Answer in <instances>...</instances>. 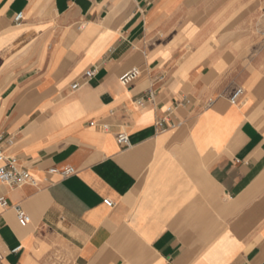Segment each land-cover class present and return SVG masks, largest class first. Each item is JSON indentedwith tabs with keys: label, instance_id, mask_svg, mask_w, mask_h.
Returning a JSON list of instances; mask_svg holds the SVG:
<instances>
[{
	"label": "crops",
	"instance_id": "0c3cea01",
	"mask_svg": "<svg viewBox=\"0 0 264 264\" xmlns=\"http://www.w3.org/2000/svg\"><path fill=\"white\" fill-rule=\"evenodd\" d=\"M263 13L264 0H0V153L32 177L0 182L4 263L264 264V59L241 81L237 60Z\"/></svg>",
	"mask_w": 264,
	"mask_h": 264
},
{
	"label": "built area",
	"instance_id": "2783aa9c",
	"mask_svg": "<svg viewBox=\"0 0 264 264\" xmlns=\"http://www.w3.org/2000/svg\"><path fill=\"white\" fill-rule=\"evenodd\" d=\"M23 15L19 14L15 18L16 23H20L22 21ZM95 75V70H91L86 72V78H92ZM140 77V70L138 68H134L123 75L120 76L119 81L121 85L124 87H130L138 78ZM76 85L73 86L76 89ZM244 95L243 89H238L234 95L231 97V104H237L240 98ZM117 142L122 147H128L130 145V138L126 133H121L117 136ZM0 160L4 161V164L0 166V182L3 185L7 186H22L27 184L32 180L30 173L24 169H22L16 159L6 158L0 153ZM50 174L57 173V170L53 169L49 172ZM75 174L74 169L67 168L61 172V175L64 178L70 177ZM105 204L109 207H112L113 204L110 200H106ZM0 205L2 208H9V201L4 197L0 196ZM17 218L21 225L25 226L30 223V216L21 210L19 207L16 208ZM1 236V234H0ZM21 248L17 247L12 251L13 254H18ZM0 264L4 263V257L0 254Z\"/></svg>",
	"mask_w": 264,
	"mask_h": 264
},
{
	"label": "rangeland",
	"instance_id": "374dc122",
	"mask_svg": "<svg viewBox=\"0 0 264 264\" xmlns=\"http://www.w3.org/2000/svg\"><path fill=\"white\" fill-rule=\"evenodd\" d=\"M244 16L245 15H243L242 18ZM242 21V19H239V22ZM241 28L243 29V32L237 37V60L240 64L238 70L239 81L246 78L247 71H249V67L253 62V65L256 66V61H261L264 59L263 55H261L264 50V13L260 14L255 19L254 23L250 27L251 29L246 28V25L241 26ZM225 38L228 43L229 37Z\"/></svg>",
	"mask_w": 264,
	"mask_h": 264
},
{
	"label": "bare ground",
	"instance_id": "6f19581e",
	"mask_svg": "<svg viewBox=\"0 0 264 264\" xmlns=\"http://www.w3.org/2000/svg\"><path fill=\"white\" fill-rule=\"evenodd\" d=\"M249 16H250V15H249ZM249 16H248V17H249ZM247 21H248V20H247ZM246 25H247V24H246ZM206 56H207V54H206ZM140 75H141V73H140ZM257 88H259V87H257ZM252 89H253V88H252ZM255 89H256V87H255Z\"/></svg>",
	"mask_w": 264,
	"mask_h": 264
}]
</instances>
